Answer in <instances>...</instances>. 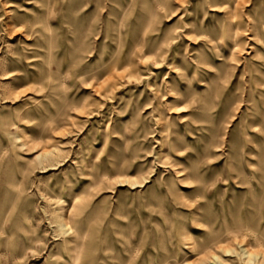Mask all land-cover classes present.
<instances>
[{"label":"rangeland","instance_id":"rangeland-1","mask_svg":"<svg viewBox=\"0 0 264 264\" xmlns=\"http://www.w3.org/2000/svg\"><path fill=\"white\" fill-rule=\"evenodd\" d=\"M0 264H264V0H0Z\"/></svg>","mask_w":264,"mask_h":264},{"label":"bare ground","instance_id":"bare-ground-1","mask_svg":"<svg viewBox=\"0 0 264 264\" xmlns=\"http://www.w3.org/2000/svg\"><path fill=\"white\" fill-rule=\"evenodd\" d=\"M244 254V253H243Z\"/></svg>","mask_w":264,"mask_h":264}]
</instances>
